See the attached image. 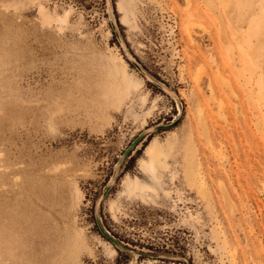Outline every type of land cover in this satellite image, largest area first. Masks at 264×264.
I'll list each match as a JSON object with an SVG mask.
<instances>
[{"label": "rangeland", "instance_id": "rangeland-1", "mask_svg": "<svg viewBox=\"0 0 264 264\" xmlns=\"http://www.w3.org/2000/svg\"><path fill=\"white\" fill-rule=\"evenodd\" d=\"M0 264H264V0H0Z\"/></svg>", "mask_w": 264, "mask_h": 264}, {"label": "water", "instance_id": "water-1", "mask_svg": "<svg viewBox=\"0 0 264 264\" xmlns=\"http://www.w3.org/2000/svg\"><path fill=\"white\" fill-rule=\"evenodd\" d=\"M138 68V67H137ZM174 125V124H173ZM170 126H172V125H170ZM170 126H167V127H170ZM158 127H156V128H152V129H150V130H154V129H157ZM124 156H125V154H124ZM122 161V159L119 161V163ZM118 163V164H119ZM104 194V193H103ZM103 196L104 195H102L101 196V198H103ZM98 210H99V202L96 204V207H95V216L97 217V215H98ZM100 230H101V232H102V234L118 249V250H124L125 251V249H123V247L119 244V243H117L110 235H108L107 233H105L101 228H100Z\"/></svg>", "mask_w": 264, "mask_h": 264}, {"label": "bare ground", "instance_id": "bare-ground-1", "mask_svg": "<svg viewBox=\"0 0 264 264\" xmlns=\"http://www.w3.org/2000/svg\"><path fill=\"white\" fill-rule=\"evenodd\" d=\"M146 153L149 157V159L152 162H156L158 160V156L161 153L159 147L155 144L152 143L146 150ZM159 162V161H158Z\"/></svg>", "mask_w": 264, "mask_h": 264}]
</instances>
